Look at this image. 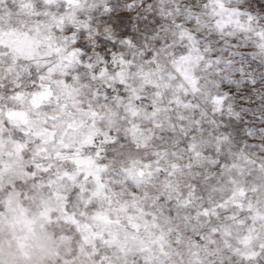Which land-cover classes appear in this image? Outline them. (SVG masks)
I'll return each instance as SVG.
<instances>
[{"label": "snow or ice", "instance_id": "snow-or-ice-1", "mask_svg": "<svg viewBox=\"0 0 264 264\" xmlns=\"http://www.w3.org/2000/svg\"><path fill=\"white\" fill-rule=\"evenodd\" d=\"M0 264H264V0H0Z\"/></svg>", "mask_w": 264, "mask_h": 264}]
</instances>
